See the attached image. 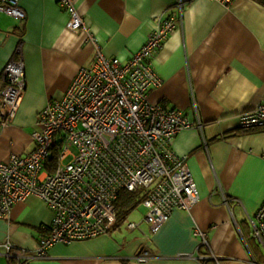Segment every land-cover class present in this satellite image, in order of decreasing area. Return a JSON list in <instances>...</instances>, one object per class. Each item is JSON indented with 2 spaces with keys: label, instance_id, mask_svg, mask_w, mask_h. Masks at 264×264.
<instances>
[{
  "label": "crops",
  "instance_id": "crops-1",
  "mask_svg": "<svg viewBox=\"0 0 264 264\" xmlns=\"http://www.w3.org/2000/svg\"><path fill=\"white\" fill-rule=\"evenodd\" d=\"M178 1L75 0L95 43L85 31L67 27L69 14L58 0H20L25 19L0 12V74L19 44L25 70L22 100L8 124H0V162L33 148L37 114L49 100L64 96L79 68L91 63L96 45L127 61ZM182 2L176 29L154 55L163 81L148 98L182 109L195 123L174 137L171 148L185 157L198 202L188 211L175 209L154 233L142 226L123 235L118 228L57 242L45 249V257L25 264H264V236L256 238L241 215L237 224L223 222L237 203L252 214L264 199V126L234 130L240 113L264 102V4ZM51 218L39 196L18 201L9 217H0V243L9 237L30 249ZM195 225L207 232L210 248L193 236ZM145 244L150 256L140 259ZM10 263L0 250V264Z\"/></svg>",
  "mask_w": 264,
  "mask_h": 264
},
{
  "label": "built area",
  "instance_id": "built-area-1",
  "mask_svg": "<svg viewBox=\"0 0 264 264\" xmlns=\"http://www.w3.org/2000/svg\"><path fill=\"white\" fill-rule=\"evenodd\" d=\"M58 2L69 14L67 27L85 31L95 43L94 33L76 9L75 0ZM182 7L179 0L125 62L104 54L96 45L91 63L79 68L64 96L49 100L37 114V127L31 133L33 148L0 162L1 218L9 217L14 204L31 195L39 196L52 210L50 222L43 225L46 233L32 248L20 247L9 237L0 243L10 264L45 257V249L57 242L71 243L115 231L116 200L123 189H140L142 195V210L133 215L131 212L122 224L126 234L142 226L154 233L175 209L188 211L198 202L200 195L185 157L171 148L174 137L195 123L182 109L148 98L150 89L163 81L153 65L154 55L176 29ZM0 12L26 18L20 0H0ZM24 89L19 44L0 74L1 126L10 121ZM238 125L243 129L264 126V102L240 113ZM198 127H202L201 122ZM55 146L59 153L49 170ZM239 215L262 240L264 199L252 214L237 203L223 222L237 224ZM192 233L200 246L210 248L206 231L195 225ZM145 245L140 259L150 256V248Z\"/></svg>",
  "mask_w": 264,
  "mask_h": 264
},
{
  "label": "trees",
  "instance_id": "trees-1",
  "mask_svg": "<svg viewBox=\"0 0 264 264\" xmlns=\"http://www.w3.org/2000/svg\"><path fill=\"white\" fill-rule=\"evenodd\" d=\"M262 4H264V0H259ZM236 132L235 133H241L245 132L249 129H243V128H238L234 129ZM60 142V141H58ZM59 153L58 146H55L53 149L51 156L49 158V161H51V166H48L49 170L53 169L52 163L55 162L57 159ZM141 190L138 189L136 191H128L126 189H123L119 192L117 200H116V206L118 210V223H117V228H120L122 224L126 221L130 213L140 204L141 202Z\"/></svg>",
  "mask_w": 264,
  "mask_h": 264
},
{
  "label": "rangeland",
  "instance_id": "rangeland-1",
  "mask_svg": "<svg viewBox=\"0 0 264 264\" xmlns=\"http://www.w3.org/2000/svg\"><path fill=\"white\" fill-rule=\"evenodd\" d=\"M142 210L141 204H139L133 211H132V215L133 213L137 214L139 211ZM123 228V229H122ZM122 228H119L118 230H123V235L126 234V232L124 231V226H122Z\"/></svg>",
  "mask_w": 264,
  "mask_h": 264
}]
</instances>
